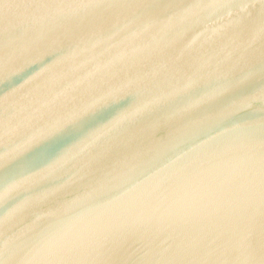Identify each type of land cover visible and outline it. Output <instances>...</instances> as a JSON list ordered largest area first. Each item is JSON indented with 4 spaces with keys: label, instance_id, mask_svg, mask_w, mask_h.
<instances>
[{
    "label": "water",
    "instance_id": "water-1",
    "mask_svg": "<svg viewBox=\"0 0 264 264\" xmlns=\"http://www.w3.org/2000/svg\"><path fill=\"white\" fill-rule=\"evenodd\" d=\"M36 2L0 0V264H264V0Z\"/></svg>",
    "mask_w": 264,
    "mask_h": 264
},
{
    "label": "snow or ice",
    "instance_id": "snow-or-ice-1",
    "mask_svg": "<svg viewBox=\"0 0 264 264\" xmlns=\"http://www.w3.org/2000/svg\"><path fill=\"white\" fill-rule=\"evenodd\" d=\"M56 3H64V4H73V3H78L81 7L83 8H100V7H125L128 6V0H113L112 3H101L100 0H37L36 3H34L32 6L33 7H49L52 6ZM67 22L61 21L60 23ZM147 108V105H143V108L140 106L137 107V114L142 111L143 109ZM18 180H7V179H2L0 180V184H2L5 192L11 190L14 185L17 183ZM240 248L241 249H246V250H251L252 245L248 243L246 240L242 241L240 243ZM240 249L234 248L229 246V249H225V253L229 254H234L236 251H239ZM262 252H264V247H262ZM208 251V244L205 241H202L199 245L192 247L190 249H186L183 252H177L174 253L171 256V259H183V260H193V259H203Z\"/></svg>",
    "mask_w": 264,
    "mask_h": 264
}]
</instances>
